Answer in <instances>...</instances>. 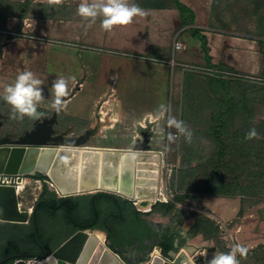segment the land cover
<instances>
[{
	"label": "crops",
	"instance_id": "obj_1",
	"mask_svg": "<svg viewBox=\"0 0 264 264\" xmlns=\"http://www.w3.org/2000/svg\"><path fill=\"white\" fill-rule=\"evenodd\" d=\"M236 1L264 2V0ZM32 2L43 7L62 9L64 14L45 17L35 14L12 16V30L19 25L22 33L56 44L59 53L70 54L35 59L34 63L41 67L32 69L31 72L43 82L42 99L37 107L53 114L52 124L60 127L64 135L71 134L84 138L89 135L91 138H97L99 133L107 128L111 131L110 137H114L113 133L119 131L115 134L116 138L120 139L119 142L130 144V147L124 149L117 147L101 149L129 150L138 144L146 143L149 150L164 152L158 145L164 144L165 139L172 143L169 135L173 136L175 130L168 125L165 127L169 112L165 113L164 117L159 113L161 105L169 107L174 71L178 66L207 67V62L202 56V43L187 31L191 25L183 24L181 12L175 1L165 8L145 10L146 15L143 17L136 16L130 24L116 25L111 31L102 28L101 17L91 22L77 14V5L82 0H32ZM184 2L197 13L194 25L199 29H206L200 26L199 10ZM178 34L181 49L174 50ZM202 34L207 38L213 65L224 66L238 73L264 74L263 37L228 35L206 30H202ZM183 35L187 41H181ZM157 52H168L172 55V61L157 58L155 54ZM60 77L67 80V94L62 98V104L57 110L52 107L55 100L52 84ZM161 128L167 132H158ZM129 136L130 140L125 141ZM97 193L102 192L77 196ZM170 194L172 196V192ZM113 195L129 201L118 194ZM178 204L171 213L177 220L169 224L170 226L156 228L163 222L151 221L148 216L144 217L153 230V236L146 240L133 238L126 240L120 248L114 249L110 245L112 243L108 241L107 231L102 229L87 231L94 236L96 232L104 233L105 240L101 243L117 256L128 260V264H150L151 259H145L141 255L150 241L155 245L151 256H162L173 264H209L215 254L229 252L232 243L247 248L246 255L241 256L237 253L240 264H264V200L246 206L243 200L237 197L214 194L202 197L199 207L207 212L206 218L217 224L222 222L230 225L231 240H228V236H223L221 247L216 245L213 236L205 237L203 232L192 235L193 229H197L199 219L177 217L179 213L177 210L181 209ZM135 206L137 207L136 204ZM137 209L143 212L138 207ZM167 233L174 236V249L165 256L161 244L162 237ZM68 237L57 241L50 253ZM13 252H16V248H12ZM32 262L33 260H28V263Z\"/></svg>",
	"mask_w": 264,
	"mask_h": 264
},
{
	"label": "rangeland",
	"instance_id": "obj_2",
	"mask_svg": "<svg viewBox=\"0 0 264 264\" xmlns=\"http://www.w3.org/2000/svg\"><path fill=\"white\" fill-rule=\"evenodd\" d=\"M184 1L199 10L200 26L206 28L200 30L264 38V2L262 1ZM129 2L149 10L165 8L173 0H129ZM37 4L32 0H0V97L4 87L12 83L18 73L41 67L34 63L36 58L70 56L59 53L56 44L22 33L19 25L12 30V16L35 14L45 17L64 14L62 9H52ZM191 27L198 28L196 25ZM176 39L180 42L179 34ZM181 41H187L184 35ZM155 54L159 59L172 61V55L168 52ZM168 109L169 115L184 122L187 130L191 132V140L189 141L185 134L174 127L172 143L165 139L164 144L158 145L164 151L161 161L164 198L161 199L168 200L169 203L173 202V197L181 199L178 204L181 209L177 210L179 211L177 217L198 218L199 224L197 229H193L192 235L203 232L205 237L213 236L216 245L221 247L223 234L219 225L206 218L207 212L199 205L206 194L241 198L246 206L264 200V74L238 73L224 66L216 68L178 66L172 79ZM37 110L41 113L39 117L29 115L20 117L0 98V140L16 143L31 134L39 125L45 124L49 144L61 146L68 140L78 137L84 139L81 147L96 149L130 147V144L119 142L120 139L116 138L115 134L119 131H115L114 137H110L112 134L107 128H104L97 138H91L89 135L85 138L71 134L64 135L55 123L49 124L53 122V114L38 107ZM165 127H167V119ZM252 129H255L257 135L248 138V133ZM158 132L167 131L161 128ZM133 135L134 133L131 137ZM131 137L125 138V141L130 140ZM21 177L22 181L27 182L25 189L19 192V204L23 211H32L45 185L51 193H56L49 184L39 180L40 177L36 175ZM151 204L153 202L147 201L137 207L146 212ZM147 214L149 220L163 222L156 228L170 226L169 224L177 220L171 214H164V209L161 207ZM46 221L54 230L59 227L66 228L60 240L73 233L71 228L63 224L61 215L48 214ZM0 233V238L6 234L23 237L28 235L27 229L18 225L4 226ZM225 248L228 247L225 245ZM5 253L6 250L0 251V256Z\"/></svg>",
	"mask_w": 264,
	"mask_h": 264
},
{
	"label": "water",
	"instance_id": "obj_3",
	"mask_svg": "<svg viewBox=\"0 0 264 264\" xmlns=\"http://www.w3.org/2000/svg\"><path fill=\"white\" fill-rule=\"evenodd\" d=\"M43 139L42 142L19 140L16 143L1 140L0 174L27 176L40 173L63 197L109 192L139 206L153 202L146 213L161 202L162 153L149 150L146 143L138 144L134 149L114 150L81 147L84 143V139L79 140L81 138H74L62 146ZM34 211L35 207L31 212L20 208L14 186H0V223L28 225ZM137 244L139 250V241ZM154 249V242L150 241L141 255L151 259L150 264H173L162 256H151ZM28 260H33L31 264H128V260L117 256L87 230L75 232L51 253L42 246V253L13 254L0 264L8 261H12L9 264H30Z\"/></svg>",
	"mask_w": 264,
	"mask_h": 264
},
{
	"label": "trees",
	"instance_id": "obj_4",
	"mask_svg": "<svg viewBox=\"0 0 264 264\" xmlns=\"http://www.w3.org/2000/svg\"><path fill=\"white\" fill-rule=\"evenodd\" d=\"M174 1L181 12L183 24L194 26L197 17L196 11L184 0ZM187 31L193 38L201 41L202 56L207 62V67L216 68L217 66L212 64L207 38L202 34V30L191 27ZM216 138L219 139L218 136ZM39 180L46 182L48 178L40 176ZM172 201L170 203L161 202L153 206L152 212L161 207L164 209V214H171L175 210V204L177 205L182 200L175 198ZM48 214L61 215L63 224L71 228L73 232L96 229L107 231L108 241L112 243L110 245L114 249L120 248L126 240L129 241L132 238L146 240L153 236V230L147 219L144 218L149 215L139 211L131 200L125 201L119 196L104 192L88 196L59 198L56 193H51L48 186L45 185L44 191L35 205L33 220L36 229L32 230V236H34L33 241L36 247L44 244L49 251L53 249L54 244L52 241H45L43 231L44 220L48 218ZM35 235H38V239L35 238ZM162 240L161 248L163 254L167 256L174 249V236L167 233L162 237Z\"/></svg>",
	"mask_w": 264,
	"mask_h": 264
},
{
	"label": "clouds",
	"instance_id": "obj_5",
	"mask_svg": "<svg viewBox=\"0 0 264 264\" xmlns=\"http://www.w3.org/2000/svg\"><path fill=\"white\" fill-rule=\"evenodd\" d=\"M77 14L82 18L94 22L97 17H101V26L106 31L113 30L116 25L124 26L133 21L136 16H144L146 12L136 3H130L129 0H82L77 5ZM42 80L31 71H22L15 77L14 82L7 84L3 89L2 98L4 102L11 106L12 111L20 117L24 115L39 117L41 115L37 110L38 102L42 99L43 89ZM55 100L52 107L59 109L62 104V98L67 94V80L64 77L56 79L52 84ZM161 117L169 111L166 105L160 106ZM167 125L175 127L180 133L185 134L186 138L191 140V132L187 130L184 122L178 120L175 116H167ZM255 129L248 133V138L256 136ZM171 134L169 139H171ZM237 253L241 256L246 255L247 248L235 244L229 252L217 253L209 261V264H240L237 259Z\"/></svg>",
	"mask_w": 264,
	"mask_h": 264
},
{
	"label": "flooded vegetation",
	"instance_id": "obj_6",
	"mask_svg": "<svg viewBox=\"0 0 264 264\" xmlns=\"http://www.w3.org/2000/svg\"><path fill=\"white\" fill-rule=\"evenodd\" d=\"M34 175H36L37 177L41 176V175H38L37 173L34 174ZM44 183L47 184L46 182H44ZM34 224L35 223H34L33 216H32V219H31V221H30V223L28 225H18V226H20L22 228H26L27 229V232H28L27 233L28 234L27 237L18 236L16 234H13V235L6 234V235H4V236H2L0 238V251L6 250V253L4 255L0 256V261L4 260L5 258H7V257H9V256H11L13 254H19V253H26V254H29V253L30 254L31 253H42V246H44V247H46V246L44 244H41L42 246H40V247H36L34 245V241H33V237L34 236H32V230L36 229ZM10 225H14V224H3V223H0V232H1V230H2V228L4 226H10ZM65 230H66V228H63V227H59L57 230H54V229H52V227H50V225L48 224L46 219L44 220L43 231H44V238L47 240V242L48 241L49 242L52 241L53 244H55L57 241L60 240V237L63 235ZM35 238L38 239V235L37 236L35 235ZM41 243H44V242L41 241ZM12 248H16V252L12 253ZM19 248H22L23 250L21 251V249H19ZM11 262L12 261H8L5 264H9Z\"/></svg>",
	"mask_w": 264,
	"mask_h": 264
},
{
	"label": "bare ground",
	"instance_id": "obj_7",
	"mask_svg": "<svg viewBox=\"0 0 264 264\" xmlns=\"http://www.w3.org/2000/svg\"><path fill=\"white\" fill-rule=\"evenodd\" d=\"M42 137H44L43 141H47L48 140L47 128H46V126L44 124L39 125V127L35 131H33V133L29 134L28 136H26L25 138H23L21 140H23V141L34 140L36 142L37 141L42 142ZM71 140H73V139H71ZM79 140H82V139H79ZM69 141L70 140H68L67 142H65L63 144H67ZM55 145L58 146L59 144H55ZM26 184H27V182L22 181L21 184L19 185L18 189L16 188V194L18 195V197H19V192H21V190L25 189ZM163 198L164 197L162 195V199ZM164 202H166V201H164ZM29 212H31V211H29ZM96 237L100 240V242H102L105 239V234L102 233V232H96ZM228 237L229 238L231 237L230 234H229Z\"/></svg>",
	"mask_w": 264,
	"mask_h": 264
},
{
	"label": "built area",
	"instance_id": "obj_8",
	"mask_svg": "<svg viewBox=\"0 0 264 264\" xmlns=\"http://www.w3.org/2000/svg\"><path fill=\"white\" fill-rule=\"evenodd\" d=\"M181 44L178 41H175L174 43V50H180ZM23 178L21 176H10V175H2L0 174V186H14L18 189L19 185L21 184ZM47 184L52 186L51 181H46ZM168 201V200H167ZM166 201V202H167ZM161 202L162 201L161 199ZM219 228L223 234V236H229L230 234V225H227L222 222H218Z\"/></svg>",
	"mask_w": 264,
	"mask_h": 264
}]
</instances>
